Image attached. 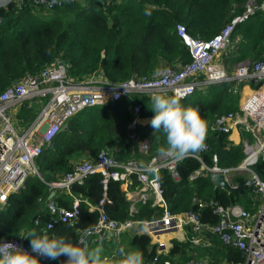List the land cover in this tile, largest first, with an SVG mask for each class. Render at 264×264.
Segmentation results:
<instances>
[{
    "label": "trees",
    "instance_id": "16d2710c",
    "mask_svg": "<svg viewBox=\"0 0 264 264\" xmlns=\"http://www.w3.org/2000/svg\"><path fill=\"white\" fill-rule=\"evenodd\" d=\"M31 1L20 0L0 9V94L24 76L37 75L55 59L67 65V75L72 80L102 72L112 85L132 77H149L161 65L174 68L177 63H188L190 56L176 35V26L183 25L193 38L210 39L234 17L242 15L250 0H63L60 7L48 11L37 9ZM262 1L254 0L256 6ZM148 5L156 6L151 9V15L144 14ZM231 42L234 50L226 58L230 66L263 58L264 12L258 10L237 24ZM242 86L237 87L235 82L214 84L180 100L185 107L197 109L210 126L217 117L238 110ZM259 87L256 85V89ZM135 104L141 107L139 118L155 115L150 97L138 94L130 99L85 108L71 117L64 129L50 138L49 145L43 147L36 161L43 182L37 176H28L19 191L9 195L0 209V239L17 237L33 229L38 234L43 233L51 219L46 209L52 192L49 184L71 172L80 159H92L101 150L120 162L129 159L149 162L158 156V148L165 144L162 133H155L152 127L145 128L152 131L146 153L140 152L128 136V126L135 117L131 107ZM27 107L26 103L21 105L17 118L29 125L39 109L37 105ZM241 137L251 139L247 133H241ZM228 138L229 134L208 132L209 150L200 154L201 163L212 167V158L216 156L218 168H237L245 156L241 144L234 145ZM201 163L193 158L177 163L178 181L166 168L160 169L158 181L171 213L194 212L201 223L216 225L218 218L209 207L211 201L225 208L238 205L250 214L258 209L259 201L251 196L253 187H245L241 193H230L214 188L209 175L191 180L190 176L201 168ZM251 170L264 181V161L258 160ZM244 180L234 175L231 183L237 185ZM132 182L136 184L134 179ZM193 198L201 199L205 205L198 207ZM75 199L80 201L77 218L72 223L55 222L48 232L51 236H63L73 244H77L79 232L96 223L95 208L100 201H103L105 214L120 222L127 219L151 222L162 216V209L152 208L150 203L138 204L137 213L130 216L131 203L126 200L121 183L110 180L104 187L99 174L88 176L81 185L73 184L68 196L61 195L53 201L70 209ZM91 207L95 210H90ZM37 218L39 223L35 225ZM132 233L123 234L118 245L112 242L103 245L112 249L127 246L126 251H139L145 264L150 262L156 254L150 238ZM206 236L211 246L195 249L196 258L209 257L219 264L244 261L241 252L222 246L214 235ZM189 250V243L173 240L168 254L159 260L184 263L192 257L188 255ZM102 254L103 258H109L107 264H118L121 259L108 250Z\"/></svg>",
    "mask_w": 264,
    "mask_h": 264
},
{
    "label": "built area",
    "instance_id": "2783aa9c",
    "mask_svg": "<svg viewBox=\"0 0 264 264\" xmlns=\"http://www.w3.org/2000/svg\"><path fill=\"white\" fill-rule=\"evenodd\" d=\"M31 2L36 8L48 11L60 7L63 0H55V2L53 0H32ZM255 4L254 0H250L242 15L234 17L217 34L207 40L191 37L185 27L178 24L175 29L176 35L187 49L190 62L181 65L177 63L174 68L161 65L159 68L167 69V72L159 78H154L153 75L141 78L132 77L112 85L105 79L102 72H99L84 77L82 80H72L67 75V65L60 59H55L37 75H26L8 86L0 94V209L7 202L9 195L19 191L28 176H37L43 182L36 168V161L43 147L49 145L53 135L64 129L65 123L71 117L85 108L104 105L123 98L130 99L138 94L150 97L155 92L171 94L184 99L195 91H205L214 84L235 82L237 87L243 84V88L255 80L260 87L246 97L241 95L242 88L240 89L241 102L238 110L217 117L209 126L211 133L230 134L232 128L236 126L239 132L250 135L251 139L242 138L240 141L245 156L242 163L234 169H221L216 165L217 157L213 156V166H205L201 163L199 156L209 150L206 143L205 150L193 158L201 163V168L195 171L190 179L210 176L212 173H222L228 177L231 173L249 171V178L255 180L251 196L260 203L257 214H250L238 205L225 208L213 201L209 203V207L212 208V214L218 218L216 225L201 223L194 212L173 214L168 209L162 197L159 181L154 176L143 172L137 160L129 159L120 162L105 150H101L92 159L84 158L75 163L71 172L50 183L49 188L52 192L69 193L73 184L81 185L88 176L99 174L104 187L110 180L121 183L126 200L131 203L130 216L137 213L138 204L150 203L152 208L162 209V216L156 221L138 222L127 219L120 222L105 214L102 208L103 201H100L95 208L98 218L90 228L91 235L86 236L84 231L79 232L77 244L82 239L87 244L93 245L116 242L123 234L140 227V234H145L150 238V244L155 247L156 253L155 257L146 264H172L167 260H159L165 257L171 248L173 240H169L167 236L187 231L191 236L189 240L191 246L201 245L202 237L210 234L216 236L222 246L241 252L244 261L239 264H264V211L260 216L264 208V181L249 170L258 160L264 161V57L257 61H242L234 65L231 72L218 61L221 52L231 44L236 25L247 20L258 10L264 12V0L259 6ZM95 77L100 81L96 86L92 80ZM24 102H27L28 107H31V103H39L40 108L32 123L18 129L7 113L11 108ZM140 111L141 107L138 104L131 107V112L135 117L128 126V136L140 152L146 153L149 139L141 134L137 126ZM149 162H154L159 169L166 168L175 181L179 180L175 169L176 162L158 156ZM132 179L137 184L133 190L130 189ZM192 201L198 207L205 205L198 198H193ZM79 202L75 199L72 207L68 209L58 206L53 199L48 201L46 209L51 219L43 234L50 232L55 222L72 223L77 218ZM34 223L37 225L39 219L37 218ZM3 240L15 242L24 249L30 250L29 245L21 236L3 238ZM181 264L219 263L209 257L192 256Z\"/></svg>",
    "mask_w": 264,
    "mask_h": 264
},
{
    "label": "clouds",
    "instance_id": "9594fccd",
    "mask_svg": "<svg viewBox=\"0 0 264 264\" xmlns=\"http://www.w3.org/2000/svg\"><path fill=\"white\" fill-rule=\"evenodd\" d=\"M155 7L146 6L144 14L151 15V9ZM166 72L167 69L157 68L153 76L159 78ZM150 101L151 110L155 113L149 122L150 126L155 133L160 132L165 137V144L158 148L159 158L179 163L196 158L205 150L209 123L197 109L185 107L180 98L166 93L155 92L150 96ZM139 167L157 181L161 179L160 169L154 162L141 161ZM84 232L86 236L91 235V229H85ZM22 238L28 239L30 250L15 242L0 239V264H41L42 261H59L61 257L64 258L61 264H104V249L89 247L83 239L73 244L63 236L38 234L34 229ZM118 255L121 257L118 264H145L143 254L139 251H126L120 247Z\"/></svg>",
    "mask_w": 264,
    "mask_h": 264
},
{
    "label": "crops",
    "instance_id": "0c3cea01",
    "mask_svg": "<svg viewBox=\"0 0 264 264\" xmlns=\"http://www.w3.org/2000/svg\"><path fill=\"white\" fill-rule=\"evenodd\" d=\"M15 2H18L17 0L15 1ZM32 3V2H31ZM7 8V7H6ZM38 9V8H37ZM1 24V23H0ZM233 43L231 42V44L229 45V46H227L226 47V49L224 50V51H222L221 52V55L223 56V58L220 60V59H218V61L222 64V65H224L227 69H228V71L229 72H231V71H233V69L231 68L232 66H230L229 64H227L228 62H227V60H226V58H227V56H230V53H231V51H233L234 50V47H233ZM233 47V48H232ZM236 65V64H235ZM233 67H234V65H233ZM93 80V82H94V84H95V86L96 85H98L99 83H100V81L98 80V78H93L92 79ZM249 85H258V84H254V83H250V84H248V85H246L245 87H243L242 88V96L243 97H246L247 95H249L250 94V92H252L251 90H250V88H249ZM242 97V98H243ZM35 107V106H34ZM21 108V106L19 107V109ZM28 108V107H27ZM19 109H18V111H17V114H18V112H19ZM37 110H38V108H37ZM16 118H17V115H16ZM18 119V118H17ZM28 119V118H27ZM152 118L151 117H147V118H139L138 119V121H137V126H138V128H140V129H143L144 131H140L141 132V134L143 135V136H145V137H147L148 139H150V137H151V135H152V131L150 130L149 131V129H145L146 127H151L150 126V120H151ZM18 121V125H20V126H22L23 128H24V126H27L28 124H24L23 123V120L22 119H19V120H17ZM21 127V128H22ZM234 145H239L240 144V141H241V139H242V137H241V132H239V129L235 126V127H233L232 128V131L230 132V134H229V138H228ZM86 158V157H85ZM84 159V158H83ZM83 159H80L79 161H82ZM137 186V184H133V182H131V185H130V189L131 190H133L135 187ZM123 189V193H125V191H124V188H122ZM61 195H67L68 196V193H66V192H55V195H54V197H53V199L55 198V200H56V198H58L59 196H61ZM93 208L91 207L90 208V210H92ZM140 227L139 228H136V229H134L133 230V233L132 234H140ZM27 233H28V231H24L20 236L21 237H26L27 236ZM48 232H46L45 234H47ZM48 235H50L51 236V234L50 233H48ZM190 235L187 233V231H184V232H177V233H173V234H171V235H169V236H167V238H169V240L170 239H172V240H174V241H177V242H179V243H189V240H190ZM202 237V236H201ZM166 238V237H165ZM27 243H29V241H28V239H25V238H23ZM121 241V238H120V240H118V241H116V242H112V243H114V244H117L118 245V243ZM189 245H190V250L188 251V255H192V256H194V257H196L197 255H196V253H192V251H193V249H195L196 247H200V248H209L210 246H211V244H210V242H209V240H208V238H207V236H205L204 235V237H202V239H201V245H199V246H191V244L189 243ZM88 246L89 247H99V245H93V244H88ZM201 258H203V257H201ZM63 257H61V259H60V261H54L56 264H61V262L63 261Z\"/></svg>",
    "mask_w": 264,
    "mask_h": 264
},
{
    "label": "water",
    "instance_id": "95a60500",
    "mask_svg": "<svg viewBox=\"0 0 264 264\" xmlns=\"http://www.w3.org/2000/svg\"><path fill=\"white\" fill-rule=\"evenodd\" d=\"M16 0H0V9H4L6 7L11 6ZM252 83H256L255 80H252ZM210 182L214 186V188H221L224 189L230 193H241L243 188L245 187H254L255 180L248 178L242 181L241 183H238L237 185H234L230 183L229 179L225 177L222 173H212L210 176ZM55 195V192H51L48 196L47 200L50 201L53 199ZM264 211V208L260 212V216H262Z\"/></svg>",
    "mask_w": 264,
    "mask_h": 264
},
{
    "label": "rangeland",
    "instance_id": "374dc122",
    "mask_svg": "<svg viewBox=\"0 0 264 264\" xmlns=\"http://www.w3.org/2000/svg\"><path fill=\"white\" fill-rule=\"evenodd\" d=\"M223 58V56L222 55H220L219 56V58L218 59H222ZM232 69H234V67L232 66L231 67ZM249 88H250V90L251 91H254L255 89H256V85H249ZM243 99V98H242ZM241 102V100H239V103ZM27 104V102H24L23 104ZM23 104H20V105H18V106H16V107H14V108H11L9 111H8V113H7V115L8 116H10V118H11V120L13 121V123H15V125L17 126V128L18 129H21V127L22 126H20V125H18V119L16 118V115H17V111H18V109H19V107L21 106V105H23ZM32 105H37L38 106V109L40 108V104L39 103H31V106ZM23 128V127H22ZM40 137H42V135L40 134ZM142 155H144V154H142ZM249 170H251V168H249ZM234 175H239V176H242V177H244V179H248L249 177H250V172L249 171H242V172H239V173H231L227 178L229 179V181L231 182V179H232V177L234 176ZM122 191H123V189H122ZM259 209H260V206L258 205V209L257 210H255V212L253 213V214H257V212L259 211ZM120 240V239H119ZM104 244V243H103ZM99 245V247H102L104 250H108L109 251V254H112V255H117V256H119L118 255V250H119V247H117V246H115V248L114 249H112L110 246H107V247H105V245ZM197 248H200V247H196L195 249H197ZM125 249L127 250V246L125 247ZM195 249H193V252H194V250ZM195 253V252H194ZM104 257V254H102V258ZM109 260V258H103V261H104V264H107V261ZM172 263V262H171ZM172 264H176V263H172ZM177 264H181V263H177Z\"/></svg>",
    "mask_w": 264,
    "mask_h": 264
}]
</instances>
